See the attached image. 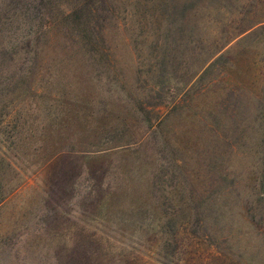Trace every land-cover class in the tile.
<instances>
[{
	"label": "rangeland",
	"instance_id": "1",
	"mask_svg": "<svg viewBox=\"0 0 264 264\" xmlns=\"http://www.w3.org/2000/svg\"><path fill=\"white\" fill-rule=\"evenodd\" d=\"M0 264H264V0H0Z\"/></svg>",
	"mask_w": 264,
	"mask_h": 264
},
{
	"label": "trees",
	"instance_id": "2",
	"mask_svg": "<svg viewBox=\"0 0 264 264\" xmlns=\"http://www.w3.org/2000/svg\"><path fill=\"white\" fill-rule=\"evenodd\" d=\"M86 7V9H87V6H85ZM79 11H81V10H79ZM88 12H95V10H94V8H93V6L92 7H89L88 6V11H87V15L89 14ZM81 15H82V13H80ZM75 15L77 16L76 18H75ZM83 18V22H80V17L74 12V14H73V17H70L69 16V20L73 23V25L75 26V24H78V23H83V25H84V27H82L81 29L76 25V27L80 30V32H81V30H83V31H85V32H81V34H82V36L84 37V36H89L91 33H94L95 32V30H94V28L90 25V23L88 24L87 23V21H88V19H85L84 17H82ZM102 24V23H101ZM101 26H103V25H101ZM160 116V114H158L157 115V117H156V119L158 118ZM161 117H159V119H160ZM158 119V120H159ZM149 120V119H148ZM157 120V121H158ZM149 126H152L151 124H148ZM152 128V127H151ZM162 155V154H161ZM158 158H159V160L160 159H162V156L160 157V155L158 156ZM177 158L174 156H172L171 158H170V163H174V161L176 160ZM159 163H160V161H158ZM163 168L162 167H160V172H161V174L162 173H164L165 172V169L164 168H166L165 166H166V163L163 161ZM159 166V165H158Z\"/></svg>",
	"mask_w": 264,
	"mask_h": 264
}]
</instances>
